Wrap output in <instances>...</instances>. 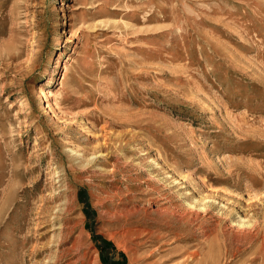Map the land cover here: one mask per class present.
Masks as SVG:
<instances>
[{
  "label": "rangeland",
  "instance_id": "374dc122",
  "mask_svg": "<svg viewBox=\"0 0 264 264\" xmlns=\"http://www.w3.org/2000/svg\"><path fill=\"white\" fill-rule=\"evenodd\" d=\"M0 264H264V0H0Z\"/></svg>",
  "mask_w": 264,
  "mask_h": 264
},
{
  "label": "bare ground",
  "instance_id": "6f19581e",
  "mask_svg": "<svg viewBox=\"0 0 264 264\" xmlns=\"http://www.w3.org/2000/svg\"><path fill=\"white\" fill-rule=\"evenodd\" d=\"M64 68H65V70H66V66H64ZM46 96H47V94L45 93V90L42 89V90L40 91V97L43 98V97H46ZM50 96H51V95H50Z\"/></svg>",
  "mask_w": 264,
  "mask_h": 264
}]
</instances>
